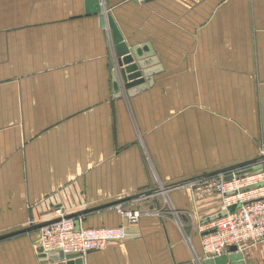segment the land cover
<instances>
[{"label":"crops","instance_id":"crops-1","mask_svg":"<svg viewBox=\"0 0 264 264\" xmlns=\"http://www.w3.org/2000/svg\"><path fill=\"white\" fill-rule=\"evenodd\" d=\"M101 1L163 68L136 96L114 94L112 31L86 0H0V236L58 207L77 213L260 155L264 0ZM219 204L197 206L184 187L82 217L86 228L138 229L83 264L203 259L200 227ZM119 206L142 212L138 224ZM37 239L33 229L1 240L0 264H41ZM243 255L264 264V241Z\"/></svg>","mask_w":264,"mask_h":264},{"label":"built area","instance_id":"built-area-1","mask_svg":"<svg viewBox=\"0 0 264 264\" xmlns=\"http://www.w3.org/2000/svg\"><path fill=\"white\" fill-rule=\"evenodd\" d=\"M144 2L148 0H138ZM260 155H264V145ZM264 162H262L263 164ZM225 176L213 178H197L171 189L158 190L151 197L167 196L171 190L188 187L192 189L196 205L217 197L219 208L215 216L227 213L223 218L216 219L200 227L204 259L228 256L232 247H237L243 253L250 245L264 241V171H254L241 176L234 174V179L226 182ZM161 186V185H160ZM163 187V185H162ZM144 198V197H143ZM147 198V197H146ZM238 205L235 213L230 212L232 206ZM119 212L129 221V226L138 224L140 211ZM163 210L157 211L161 215ZM174 213H177L174 211ZM65 207H58L46 221L60 219L41 228H37V247L41 254L51 255L63 253L84 258L90 252L103 251L112 244L122 243L127 238L128 227L115 228H86L77 225L82 220L67 219ZM214 216V217H215ZM32 220L30 226L42 224ZM57 264H67V260Z\"/></svg>","mask_w":264,"mask_h":264},{"label":"water","instance_id":"water-1","mask_svg":"<svg viewBox=\"0 0 264 264\" xmlns=\"http://www.w3.org/2000/svg\"><path fill=\"white\" fill-rule=\"evenodd\" d=\"M135 3H141L138 0H133ZM155 0H148L142 2V4L149 3ZM87 15H97L100 20L102 28L106 29L109 27L112 31L113 47L111 49V68L112 72V83L114 94L118 98H123L126 95L133 97L147 89V84L152 86L153 79L163 70L160 60L157 57L152 45L150 43H142L134 45L126 41L120 32L117 24L111 16H108L107 12L109 10V3L102 4L101 0H86ZM113 55V57H112ZM264 155H259L258 157L245 161L230 167L219 169L204 175H201L197 178H213L219 177L221 175L225 176L224 180L226 182L234 179V174L236 176H241L248 174L254 171L263 170L264 171ZM184 182L176 183L166 189H171L175 186L182 185ZM156 191H149L144 194L135 195L129 197L125 200H120L114 203H110L104 206L90 208L86 210L79 211L68 215L67 219H78L80 217H85L89 214L116 206L122 202H131L138 200L142 197H150L154 195ZM239 208L238 205L232 206L229 210L231 213H235ZM227 213L218 214L215 217L206 219L203 224L210 223L216 219L223 218ZM60 219H56L50 222H45L42 224L34 225L28 227L22 231H17L9 233L3 236H0V241L16 234L27 233L33 229L41 228L51 223L57 222ZM78 224V223H77ZM138 232L136 228H127V240L132 238V234ZM230 254L228 256L217 257L213 259H199L196 258L192 263L185 264H246L244 255L241 252H238L237 247H232L230 249ZM41 259V264H57L58 262L67 260V264H83V259L78 258L76 255H67L65 256L62 252L59 255L51 254H41L39 256Z\"/></svg>","mask_w":264,"mask_h":264},{"label":"rangeland","instance_id":"rangeland-1","mask_svg":"<svg viewBox=\"0 0 264 264\" xmlns=\"http://www.w3.org/2000/svg\"><path fill=\"white\" fill-rule=\"evenodd\" d=\"M164 188H166V187H162V186H159V187H157V189L156 190H159V191H161L162 189H164ZM159 197H162V195H159ZM157 198V197H156Z\"/></svg>","mask_w":264,"mask_h":264}]
</instances>
